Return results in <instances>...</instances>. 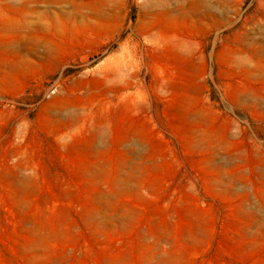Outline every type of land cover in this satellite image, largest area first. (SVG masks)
Segmentation results:
<instances>
[{
    "label": "rangeland",
    "instance_id": "1",
    "mask_svg": "<svg viewBox=\"0 0 264 264\" xmlns=\"http://www.w3.org/2000/svg\"><path fill=\"white\" fill-rule=\"evenodd\" d=\"M0 264H264V0H0Z\"/></svg>",
    "mask_w": 264,
    "mask_h": 264
}]
</instances>
